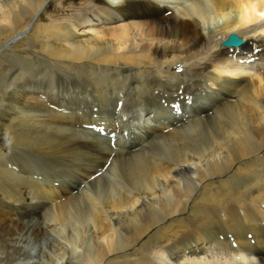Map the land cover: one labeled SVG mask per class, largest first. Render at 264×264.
<instances>
[{
	"label": "bare ground",
	"instance_id": "1",
	"mask_svg": "<svg viewBox=\"0 0 264 264\" xmlns=\"http://www.w3.org/2000/svg\"><path fill=\"white\" fill-rule=\"evenodd\" d=\"M259 262L264 0H0V264Z\"/></svg>",
	"mask_w": 264,
	"mask_h": 264
},
{
	"label": "water",
	"instance_id": "2",
	"mask_svg": "<svg viewBox=\"0 0 264 264\" xmlns=\"http://www.w3.org/2000/svg\"><path fill=\"white\" fill-rule=\"evenodd\" d=\"M244 44V40L236 36L235 34H230L226 41L222 43L223 46H241Z\"/></svg>",
	"mask_w": 264,
	"mask_h": 264
},
{
	"label": "rangeland",
	"instance_id": "3",
	"mask_svg": "<svg viewBox=\"0 0 264 264\" xmlns=\"http://www.w3.org/2000/svg\"><path fill=\"white\" fill-rule=\"evenodd\" d=\"M86 21H88V18L87 19H84V23L86 22ZM110 24H114V22H110L109 24L107 23V25H110ZM85 27V26H84ZM201 30L203 31V32H205L206 31V26H205V28H203V26L201 27ZM206 33V32H205ZM231 49H235V48H231ZM34 163H38L39 161H37L35 158H34V160H32Z\"/></svg>",
	"mask_w": 264,
	"mask_h": 264
}]
</instances>
